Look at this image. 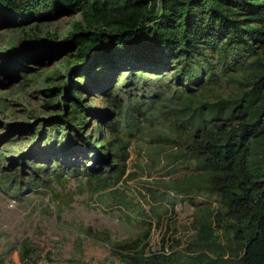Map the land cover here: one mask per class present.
I'll list each match as a JSON object with an SVG mask.
<instances>
[{
  "label": "trees",
  "instance_id": "obj_1",
  "mask_svg": "<svg viewBox=\"0 0 264 264\" xmlns=\"http://www.w3.org/2000/svg\"><path fill=\"white\" fill-rule=\"evenodd\" d=\"M60 13L81 17L63 38L32 33L0 50V73L15 78L40 58H62L49 71L58 83L48 75L50 83L41 89L49 97L45 107L60 113L41 126L18 128L31 137L21 139L31 146L27 155L35 171L25 185H36L51 168L58 172L60 156L79 153L85 161L90 154L95 166L90 181L105 188L118 184L125 165L112 161L116 132L105 128L114 130L121 121L112 120L106 107L95 110L83 93L105 94L104 102L124 119L126 108L139 111L138 97L168 93L164 79L172 72L183 112L175 132L185 145L183 159L193 162V173L174 189L190 197L194 233L183 247L177 240L153 250L149 224L146 233L112 243L111 253L122 264H264V0H0V26L13 29L53 21ZM224 75L238 83L234 94L214 93ZM121 76L129 105L112 90ZM152 80L161 90L145 93ZM210 92L216 100L204 99ZM88 115L97 117L95 132L87 130ZM43 140L56 156L53 163L46 157V166L40 164ZM16 174L10 183L19 194L24 182H14ZM31 252L22 246L25 264H37Z\"/></svg>",
  "mask_w": 264,
  "mask_h": 264
},
{
  "label": "rangeland",
  "instance_id": "obj_2",
  "mask_svg": "<svg viewBox=\"0 0 264 264\" xmlns=\"http://www.w3.org/2000/svg\"><path fill=\"white\" fill-rule=\"evenodd\" d=\"M80 19L79 14L60 13L50 22L32 21L16 29L0 26V50L18 44L32 33L44 38L46 32H56L63 38L72 22ZM36 24L40 29H34ZM61 59L40 58L25 65L16 78L0 73V148L5 145L3 150L7 154L0 155L1 261L25 264L27 258L23 260L20 251L26 244L32 251V259L38 260L37 264H122L111 253L112 243L146 233L149 224V245L153 250L168 248L177 240L183 247L194 233V208L185 199L190 197L174 188L193 173V162L183 159L185 145L175 132L180 122L177 117H182L183 112L181 99L174 98L172 72L164 79L170 87L168 93H160V97L153 100L138 97L142 103L139 111L124 107V119L116 115L118 108L104 102L105 94L87 97L83 93L95 110L106 107L114 112L112 120L121 121L114 130L105 128L109 135L116 132L112 152L118 156H112V161L117 159L125 165V174L118 184L105 188L102 183L90 181L89 173L95 166L91 164L90 154L86 153L88 161H85L79 153L60 156L56 159L61 162L56 168L58 172L51 168L46 175H40L36 185L34 182L31 186L25 185L35 171L30 163L33 159L27 155L31 146L21 139L31 137L18 128L29 123L41 126L50 115L60 113L57 108L45 107L49 97L41 89L50 83L46 82L48 75L58 83V78L49 71L57 67ZM24 76H28L27 79ZM158 84L152 80L150 88L145 87L144 92L153 94L161 90ZM112 87L115 96L129 105L124 78L121 76ZM238 87L237 82L229 81L224 75L214 93L228 96ZM214 93L206 94L204 99L216 100ZM88 118L87 130L95 132L97 117ZM8 140L13 143L6 145ZM41 144L45 152L40 164L46 166V157L55 162L56 156L48 154L44 140ZM23 155L24 158H18ZM78 169L80 173H75ZM15 173L14 182H24L19 194L12 190L14 183H10V176Z\"/></svg>",
  "mask_w": 264,
  "mask_h": 264
}]
</instances>
